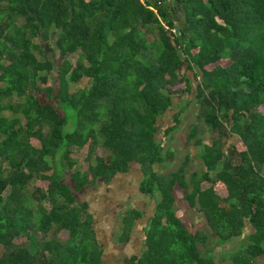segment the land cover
<instances>
[{
	"label": "trees",
	"instance_id": "1",
	"mask_svg": "<svg viewBox=\"0 0 264 264\" xmlns=\"http://www.w3.org/2000/svg\"><path fill=\"white\" fill-rule=\"evenodd\" d=\"M51 32L57 63L42 46ZM82 76L89 84L70 90ZM196 76L193 114L209 142L194 123L185 140L199 145L202 167L186 176L184 155L176 168L156 172L152 165L172 153L161 152V141L175 127L156 137L158 118ZM228 135L234 140L223 151ZM95 145L105 153L79 170ZM131 161L141 173L137 190L157 195L141 226L142 248L124 264H264V0H0V264H107L93 214L75 193L107 183ZM31 179L34 203L25 191ZM175 186L216 244L244 239L226 260L215 262L209 237L174 213ZM142 213L123 211L117 241ZM49 229L66 236L45 237Z\"/></svg>",
	"mask_w": 264,
	"mask_h": 264
},
{
	"label": "rangeland",
	"instance_id": "2",
	"mask_svg": "<svg viewBox=\"0 0 264 264\" xmlns=\"http://www.w3.org/2000/svg\"><path fill=\"white\" fill-rule=\"evenodd\" d=\"M172 2V1H171ZM171 2L169 1V3L171 4ZM177 5V3H173V9L174 10H179L180 8L178 7L179 5ZM54 34V32H51L50 34V39H47L44 41V43L48 42V44H43L42 42V46H43V50L44 52L48 55V57L52 60L53 63H57L60 55L57 53L56 50L54 51H50L49 48L47 46H54L53 42V37L52 35ZM152 37L151 33L146 34V39L150 40ZM37 56H39L36 53ZM66 58L69 61H73V59L75 58V54H68L66 56ZM189 72V71H188ZM52 73L54 74V71H52ZM187 75H189L188 73H186ZM54 78V84L56 83V76L53 75ZM198 80V76H196L194 79L192 78L190 80V87L189 90L186 92H180L178 96L173 95V104L169 106V108L158 118V130L156 132V137H159V134H161L163 126L170 124L172 122H174L175 127L172 131L168 132L162 139V149L161 152H163L164 150V146H168L170 147L172 153L171 155H167L165 156V160L162 161L159 164H153L152 165V169L155 170L156 172H166L167 170L170 169H174L176 168L177 165H179L183 159H184V155L187 157V160L184 164V172L185 175L187 176V172L191 171V170H199L201 169L202 165L196 155V151H198L199 145H193L191 143V139L188 140V142L185 140V133L187 132V130L189 129V127L191 126V124H195L196 126V133H199V139L201 140L202 143L207 144L209 142V134L207 132V128L205 127L204 123L198 119L194 117V111L196 110V103H194V100L192 99V95L194 92V83L195 81ZM89 78L87 77H80L77 81L74 82H69L68 83V88L71 89H75L77 87H81L84 88L89 84ZM13 100L15 99V95H12ZM187 101V103L183 104V101ZM179 105H182L180 107L179 113L176 116V119H172V112L177 110ZM59 112V111H58ZM20 117V121L23 120V118L21 117L20 113H15ZM70 120V119H69ZM69 123H72V121H70ZM72 124H69L68 126L70 127ZM234 140V136L233 135H228L226 137V139L224 138V141L222 143V149L223 151L226 149L227 143H230L231 141ZM30 142L33 144H36L37 141L35 138H30ZM238 143H237V147H238ZM105 150L100 146V145H95L93 147L91 156L89 157L88 160L82 159L80 161L77 162L76 167L79 170H83L86 166V163H93V155L96 154H104ZM72 156L75 155V158L77 157V153L76 151H71L70 153ZM79 160V159H78ZM138 174H141L138 168V163H136L135 161H131L128 165L127 171L121 172V173H115L112 175V177L109 179V181L107 183H102L99 179H97L95 181V183L93 184H86L83 188H81L80 190H78L75 193V197H76V201H80V200H84L86 201V203L88 204V208L89 211L92 212L93 214V222L94 224L97 221L96 218V211H94L93 209L95 207L100 206V209L103 211L105 209H112L113 207H117L118 211L116 212L117 215H119L121 213V211L125 208H129L130 206H135L136 208H142L143 213L141 216H139L138 218H136L134 220L133 223V227L135 226V234L137 235V238H140V226H142L145 223V218H147L151 212H152V207H153V200L155 198V196L157 195V192L153 193V195H148V194H142L139 191L136 190V179H139L140 176L138 177ZM35 184V180L31 179L29 181V183L26 185L25 191H26V195L28 197L29 202L34 203L35 198H31L30 195V191L32 190V194H34L35 196L37 195V192L35 191V189L33 188ZM205 182H202L201 185H205ZM125 186V193H118L116 190L114 189V187L117 186ZM186 190L182 189L178 186H175L172 189L173 195H174V200L172 202V207H173V211L174 213L180 218V220L182 221V224L186 225L188 223H193L196 225V227H199L209 238L206 239L205 242V246L210 250V253L213 256V259L215 260V262H220L222 259L226 260V253L229 252L230 250L236 248V246L243 242L244 239L241 238V236H234L229 238L228 240H226L225 242L221 243V244H216L215 243V234H213L211 231L208 230L207 226L205 225L202 215L200 214V212L196 211L194 209V207H189L187 202L185 201V199H183V197L181 196ZM140 197L142 198L141 200ZM139 198V199H138ZM137 199L139 201H137ZM37 200V199H36ZM110 204L111 206L108 207L107 205ZM113 210V209H112ZM106 224L104 225L107 227ZM53 226V225H52ZM52 226L50 227V229L52 228ZM98 227V226H97ZM116 224L111 223L107 229H105L107 232V234H104V232L102 231V229L100 230L99 228H97V238L99 240V242L101 243L102 246V260L108 264H112V262H114V260L116 259H120V257H117V254H121L123 252H127L128 249H135L136 254H139L142 246L141 243L138 247H132L130 248L129 245H127L126 247H124V244H122V242L120 243H115L118 242L116 241L118 239V231L116 230ZM47 231L46 234L44 235L45 237H49L50 235L63 240L66 236V231L64 229H59L55 234H52L51 231ZM249 230V227L246 226L243 229V233L247 232ZM35 237L36 239L40 238V232L35 230ZM142 238V236H141ZM24 236L20 235L17 240H23ZM137 239V240H138ZM137 240H135V242L133 240H131L132 242H134V244H137ZM141 242V240H140ZM131 243V242H130ZM129 243V244H130ZM105 246V247H104ZM198 248L200 249V251L202 252L204 249V246H202L201 244L198 243ZM2 250V247H0V251ZM115 250V252H114ZM104 255V256H103ZM120 264H124L122 261L120 262V260L118 261Z\"/></svg>",
	"mask_w": 264,
	"mask_h": 264
},
{
	"label": "crops",
	"instance_id": "3",
	"mask_svg": "<svg viewBox=\"0 0 264 264\" xmlns=\"http://www.w3.org/2000/svg\"><path fill=\"white\" fill-rule=\"evenodd\" d=\"M172 16H173V18L174 19H176V20H178V21H180V11L179 10H175V12H173L172 13ZM127 171V170H126ZM117 174V173H116ZM140 176V174H138V177ZM136 185H135V187L137 186V179H136ZM114 189H117L116 191L118 192V193H125V186H123V185H121V186H117V187H114ZM136 190H137V187H136ZM138 191V190H137ZM139 199V198H138ZM137 199V201H139V200H141L142 198L140 197V199L138 200ZM142 201V200H141ZM108 207H110L111 205L110 204H108L107 205ZM130 207H132V206H130ZM133 207H135V206H133ZM89 209V208H88ZM98 209V210H97ZM113 209V210H112ZM112 209L110 208V209H108V211H107V209H105V210H101L100 209V206H98V207H95L93 210L94 211H96V218H97V221H96V223L94 224V222H93V226H94V229H95V231H96V236H97V228H99L100 230L102 229V231L104 232V234H107V232L108 231H106L105 229H107V227L111 224V223H113V224H116V230L115 231H118V230H120V223H121V215L123 214V211L125 210V208L121 211V213L119 214V215H117L116 214V212L118 211V208L117 207H113L112 206ZM140 209V208H139ZM140 210H142V208L140 209ZM143 211V210H142ZM145 220H146V218H145ZM133 223H134V221L132 222V225H131V227H130V230H129V232H128V237L125 239V240H123V241H118V242H115L116 244L117 243H120V242H122V244H124V247H126L127 245H129L130 246V248H132V247H138L139 245H140V240L142 239L141 238V236H142V232L140 233V238L138 239L137 238V235L135 234V226L133 227ZM106 224H109V225H107V227L105 226V228H104V225H106ZM98 226V227H97ZM140 231H141V226H140ZM138 239V240H137ZM131 240H133L134 242H135V240H137L138 242H137V244L135 245L134 244V242H132ZM117 241V240H116ZM131 242V243H130ZM130 243V244H129ZM105 247V246H104ZM136 249V248H135ZM135 249L133 250H131V249H128V251L127 252H123V253H121V254H117V257H120V259H116V260H114V262H112V264H120L118 261L120 260V262L122 261L123 262V257H126V256H128V255H130L131 253H134L135 252ZM102 251H103V249H102ZM114 252H115V250H114ZM104 256V255H103ZM101 257H102V253H101ZM106 263V262H105ZM124 263V262H123ZM108 264V263H107Z\"/></svg>",
	"mask_w": 264,
	"mask_h": 264
}]
</instances>
